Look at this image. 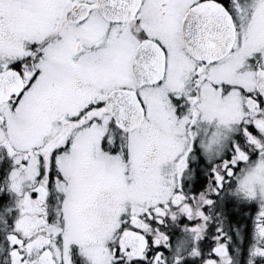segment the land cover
<instances>
[{"label": "snow or ice", "instance_id": "snow-or-ice-1", "mask_svg": "<svg viewBox=\"0 0 264 264\" xmlns=\"http://www.w3.org/2000/svg\"><path fill=\"white\" fill-rule=\"evenodd\" d=\"M0 264H264V0H0Z\"/></svg>", "mask_w": 264, "mask_h": 264}]
</instances>
